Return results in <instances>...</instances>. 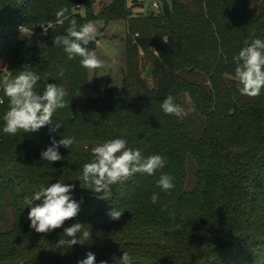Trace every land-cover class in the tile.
I'll return each instance as SVG.
<instances>
[{
  "label": "trees",
  "instance_id": "trees-1",
  "mask_svg": "<svg viewBox=\"0 0 264 264\" xmlns=\"http://www.w3.org/2000/svg\"><path fill=\"white\" fill-rule=\"evenodd\" d=\"M105 1H98L93 18L122 20L126 27L122 97L111 89L91 97L80 58L68 59L53 44L68 26L57 23V11L68 8L82 25L89 22L88 10L76 11L75 0H0V79L27 66L41 76L38 94L45 83L62 84L70 101L53 115L61 124L56 132L46 125L12 136L2 131L8 98L0 89V264H78L88 252L96 264H118L113 257L123 251L133 264H264V89L255 98L242 95L233 60L245 40L264 39V0H161L158 11L141 15L132 14L127 0ZM50 22L54 27L44 34L41 25ZM140 49L154 55L151 81L137 72ZM168 95L194 111L165 114L160 105ZM63 136L75 142L59 148L62 161L42 160L52 139ZM113 138L168 163L99 198L78 178L92 148ZM162 174L173 178L170 192L157 186ZM58 180L75 185L71 195L77 202L83 198L79 214L61 228L37 233L29 203ZM115 207L124 211L119 220L107 215ZM76 222L90 226L91 239L57 247L69 239L63 228Z\"/></svg>",
  "mask_w": 264,
  "mask_h": 264
},
{
  "label": "clouds",
  "instance_id": "clouds-1",
  "mask_svg": "<svg viewBox=\"0 0 264 264\" xmlns=\"http://www.w3.org/2000/svg\"><path fill=\"white\" fill-rule=\"evenodd\" d=\"M57 23L63 25L68 21L64 34L56 35L53 44L62 46L68 59L79 57L80 65L86 70H97L103 67L101 60L95 51L89 50L87 45L96 38L97 29L93 22L89 21L78 25L74 18H70L69 9L62 8L56 12ZM44 34L54 25L50 22L41 25ZM21 32L25 33L21 27ZM236 64L235 78L239 83V92L249 98L258 97L264 89V39L255 38L251 42L244 41V46L238 54L233 57ZM25 67L15 77L4 75L0 79V89L8 98V110L3 116L4 134L15 136L22 132L31 134L39 131L46 125H52L50 132H56L61 127L60 123L53 122V115L57 109L69 107L70 101L66 99L69 93L62 84L45 83L43 94H38L35 89L41 81V76ZM57 76L62 78L64 70L61 68ZM3 101L0 100V103ZM161 110L168 115L176 117L187 116L194 111V105L187 111L177 104L174 97L166 96L162 101ZM75 137L63 136L62 139H52L51 146L41 152V159L49 163L62 161L63 156L59 148L71 149ZM92 160L82 166V174L78 178L81 184L87 185L94 194H100L99 198H108L111 186L129 180L135 174L154 175L163 169L168 161L159 154L145 156L140 149L128 147V142L123 138L109 139L103 144L92 148ZM157 186L165 192L174 189L173 178L162 174ZM75 185L63 181L51 183L47 187L36 191L29 203L33 205L28 212L30 227L37 233H47L61 228L66 221L77 217L83 198L77 202L71 193ZM158 194L151 196L153 203L158 200ZM42 203H33L40 201ZM124 211L116 207L111 209L107 215L111 220H119ZM88 226L76 222L69 227L63 228V235L69 239H60L57 247L69 248L84 244L91 239ZM123 251V250H122ZM118 264H133L132 257L127 251L122 256L113 257ZM78 264H96V256L92 252L86 254V258L78 261ZM100 264H108L100 261Z\"/></svg>",
  "mask_w": 264,
  "mask_h": 264
},
{
  "label": "rangeland",
  "instance_id": "rangeland-1",
  "mask_svg": "<svg viewBox=\"0 0 264 264\" xmlns=\"http://www.w3.org/2000/svg\"><path fill=\"white\" fill-rule=\"evenodd\" d=\"M112 0H106L105 3H109ZM134 0H127V6L130 7L133 15H141L149 11L155 10L153 2H157L161 5V0H138L142 5H133ZM101 5L95 1L90 0L87 5H79L75 7V10L79 13L85 14L89 11V21L93 22L96 26L97 33L99 34L101 29H104V36L98 40L94 39L93 48L91 51H95L98 57L103 60V67L97 70H88V86L90 90V96L99 97L101 95L106 96V91L111 89V93L115 97H122L124 90L122 89V80L124 77V71L126 67V27L122 20H113L105 24L104 21L93 18V15H97L100 11ZM158 11V10H155ZM31 34V33H27ZM153 53L149 51L139 50L138 52V74L143 79L151 81L152 77L146 78L145 72L149 67H153L150 63V59L153 58Z\"/></svg>",
  "mask_w": 264,
  "mask_h": 264
},
{
  "label": "water",
  "instance_id": "water-1",
  "mask_svg": "<svg viewBox=\"0 0 264 264\" xmlns=\"http://www.w3.org/2000/svg\"><path fill=\"white\" fill-rule=\"evenodd\" d=\"M85 0H75L76 3L81 4ZM104 36V29H101L99 34L96 36V40H98L100 37ZM146 78H150L152 76V68L149 67L144 75Z\"/></svg>",
  "mask_w": 264,
  "mask_h": 264
},
{
  "label": "built area",
  "instance_id": "built-area-1",
  "mask_svg": "<svg viewBox=\"0 0 264 264\" xmlns=\"http://www.w3.org/2000/svg\"><path fill=\"white\" fill-rule=\"evenodd\" d=\"M95 1H100V0H95ZM80 4H77V6H79ZM153 7H154V9L155 10H158L159 9V5H158V3L157 2H153Z\"/></svg>",
  "mask_w": 264,
  "mask_h": 264
}]
</instances>
